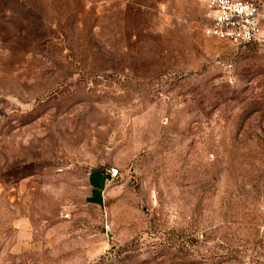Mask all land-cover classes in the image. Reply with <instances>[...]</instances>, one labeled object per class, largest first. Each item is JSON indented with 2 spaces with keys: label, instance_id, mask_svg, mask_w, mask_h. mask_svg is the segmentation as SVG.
<instances>
[{
  "label": "rangeland",
  "instance_id": "374dc122",
  "mask_svg": "<svg viewBox=\"0 0 264 264\" xmlns=\"http://www.w3.org/2000/svg\"><path fill=\"white\" fill-rule=\"evenodd\" d=\"M206 23L0 0V264H264V36Z\"/></svg>",
  "mask_w": 264,
  "mask_h": 264
},
{
  "label": "built area",
  "instance_id": "2783aa9c",
  "mask_svg": "<svg viewBox=\"0 0 264 264\" xmlns=\"http://www.w3.org/2000/svg\"><path fill=\"white\" fill-rule=\"evenodd\" d=\"M205 8L206 36L243 48L263 39L264 5L259 0H199ZM119 170L110 167L109 178L118 177Z\"/></svg>",
  "mask_w": 264,
  "mask_h": 264
}]
</instances>
